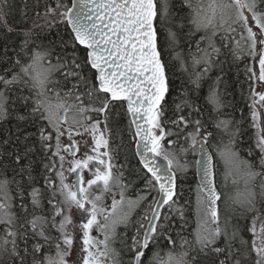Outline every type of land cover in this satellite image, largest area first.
<instances>
[{
    "label": "snow or ice",
    "instance_id": "obj_1",
    "mask_svg": "<svg viewBox=\"0 0 264 264\" xmlns=\"http://www.w3.org/2000/svg\"><path fill=\"white\" fill-rule=\"evenodd\" d=\"M0 28V264H264V0H0Z\"/></svg>",
    "mask_w": 264,
    "mask_h": 264
},
{
    "label": "trees",
    "instance_id": "obj_2",
    "mask_svg": "<svg viewBox=\"0 0 264 264\" xmlns=\"http://www.w3.org/2000/svg\"><path fill=\"white\" fill-rule=\"evenodd\" d=\"M24 2H25V0H16V3L20 4V5H22ZM20 19L21 18H20L19 13L13 12L12 14H10L7 17V22L9 25L15 27L20 22ZM4 31L5 30L3 28H0V56H3V54H4V44L6 43V41L4 39ZM13 39H15V35L11 34L7 43H11V41ZM8 54L9 55L12 54L11 48L8 49ZM227 79H228V83H229V95H227L225 97L226 101L235 104L237 109L243 110L244 114L247 115V112H248L247 104L249 103V101L247 99V95H248L247 83L244 82L245 81L244 64L240 63L238 68L233 67L231 69V71L228 72ZM177 84H179V81H177ZM241 85L243 86V91L241 90ZM206 93H207V85H205V88L201 93V98L198 101L200 104L204 103L203 96L206 95ZM169 101H171V97H169ZM229 111H231V109H229ZM236 115H237V118H239L240 111H237ZM245 127L247 128V125H245ZM249 134H251V133L249 132ZM119 143H120V140H119V137L117 136L115 139V142H114V146L119 144ZM125 154L128 157V164H129L130 168L134 171V169L137 165V161L133 157V149L131 147H129L127 144H125V146L123 147V149L121 151L120 162H124ZM38 167H39V165H38ZM190 171L191 172L195 171L194 164H193V167L190 169ZM189 180H191V177H189ZM193 187H194V185H193ZM189 198L194 199V193L189 192L188 185L185 184L184 185V198L183 199H189Z\"/></svg>",
    "mask_w": 264,
    "mask_h": 264
},
{
    "label": "rangeland",
    "instance_id": "obj_3",
    "mask_svg": "<svg viewBox=\"0 0 264 264\" xmlns=\"http://www.w3.org/2000/svg\"><path fill=\"white\" fill-rule=\"evenodd\" d=\"M111 203L110 199H109V204Z\"/></svg>",
    "mask_w": 264,
    "mask_h": 264
},
{
    "label": "flooded vegetation",
    "instance_id": "obj_4",
    "mask_svg": "<svg viewBox=\"0 0 264 264\" xmlns=\"http://www.w3.org/2000/svg\"><path fill=\"white\" fill-rule=\"evenodd\" d=\"M108 203H109V201H108Z\"/></svg>",
    "mask_w": 264,
    "mask_h": 264
}]
</instances>
